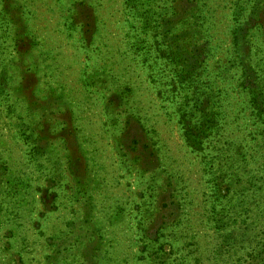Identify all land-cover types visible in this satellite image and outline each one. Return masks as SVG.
Here are the masks:
<instances>
[{
    "label": "rangeland",
    "instance_id": "1",
    "mask_svg": "<svg viewBox=\"0 0 264 264\" xmlns=\"http://www.w3.org/2000/svg\"><path fill=\"white\" fill-rule=\"evenodd\" d=\"M0 264H264V0H0Z\"/></svg>",
    "mask_w": 264,
    "mask_h": 264
},
{
    "label": "trees",
    "instance_id": "2",
    "mask_svg": "<svg viewBox=\"0 0 264 264\" xmlns=\"http://www.w3.org/2000/svg\"><path fill=\"white\" fill-rule=\"evenodd\" d=\"M207 136H208L207 133L204 134L200 141H199V140H195V139H193V141L195 142V143H193V144H195V145H201V144H202V140H203L204 138H206Z\"/></svg>",
    "mask_w": 264,
    "mask_h": 264
}]
</instances>
